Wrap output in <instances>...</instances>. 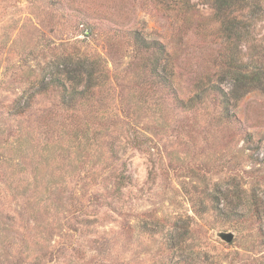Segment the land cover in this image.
<instances>
[{"label":"rangeland","instance_id":"374dc122","mask_svg":"<svg viewBox=\"0 0 264 264\" xmlns=\"http://www.w3.org/2000/svg\"><path fill=\"white\" fill-rule=\"evenodd\" d=\"M185 1L0 0V264H264V88L230 117L212 92L182 107L127 36L164 43L193 98L221 46ZM59 56L96 62L91 99L12 112Z\"/></svg>","mask_w":264,"mask_h":264},{"label":"trees","instance_id":"16d2710c","mask_svg":"<svg viewBox=\"0 0 264 264\" xmlns=\"http://www.w3.org/2000/svg\"><path fill=\"white\" fill-rule=\"evenodd\" d=\"M213 13L211 20L215 22L217 38L220 39V50L210 58L214 76L218 80L210 87L204 85V78L197 77L196 95L188 101L181 100L174 92V62L166 45L159 40L150 41L138 30L127 31V36L143 54L144 66L148 72L161 83L164 91H172L174 100L182 107H188L196 99L207 92L219 94L226 117H230V108L242 100L252 90L264 88V35L258 37L256 28L264 21V5L261 0H209ZM182 4L189 8L188 1ZM123 26L118 25L121 32ZM91 33V32H90ZM224 50V52L221 50ZM149 54V55H148ZM148 56H150L148 58ZM97 64L87 58L75 56H59L48 66L46 75L32 85L34 91L28 95L25 104L24 96L20 97L11 111H20L30 105L34 94L42 91L58 92L63 106L72 108L80 101L91 99L92 87ZM211 81V80H210ZM228 84V90L222 85ZM27 94V93H26Z\"/></svg>","mask_w":264,"mask_h":264},{"label":"water","instance_id":"95a60500","mask_svg":"<svg viewBox=\"0 0 264 264\" xmlns=\"http://www.w3.org/2000/svg\"><path fill=\"white\" fill-rule=\"evenodd\" d=\"M218 235L222 240H224L227 243H232L235 237L232 232H221Z\"/></svg>","mask_w":264,"mask_h":264}]
</instances>
